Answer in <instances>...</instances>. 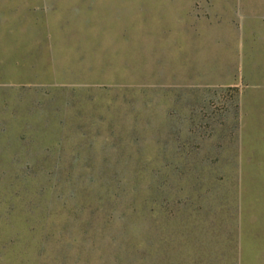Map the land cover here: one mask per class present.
<instances>
[{"label":"rangeland","instance_id":"obj_1","mask_svg":"<svg viewBox=\"0 0 264 264\" xmlns=\"http://www.w3.org/2000/svg\"><path fill=\"white\" fill-rule=\"evenodd\" d=\"M0 175V264H264V0H0Z\"/></svg>","mask_w":264,"mask_h":264},{"label":"trees","instance_id":"obj_2","mask_svg":"<svg viewBox=\"0 0 264 264\" xmlns=\"http://www.w3.org/2000/svg\"><path fill=\"white\" fill-rule=\"evenodd\" d=\"M31 172H35V173H33V174H29L28 172H25V177L24 178H22V181H21V183H23V185L26 187H28V183H27V178H29V176L30 175H33V176H36V177H38V176H40V174H41V171H31ZM1 176L2 175H0V180H1ZM19 176V175H18ZM19 178V177H18ZM18 178H17V180H16V182L18 181ZM4 190H5V187H2V189L0 190V202H2L3 201V199H7V196H8V193H13V194H15L16 196L19 194V191H17V189H14V184H10L9 186H8V188L6 189V193L5 194H3L4 193ZM10 209H7L6 210V212H4L5 214H6V216L7 217H9L10 216ZM49 222V220H48V217L47 216H45V214H43L42 216H41V218H40V222L43 224V225H48L46 222Z\"/></svg>","mask_w":264,"mask_h":264}]
</instances>
